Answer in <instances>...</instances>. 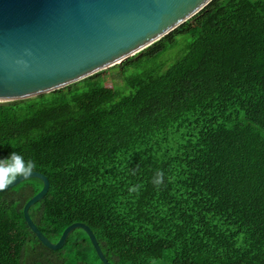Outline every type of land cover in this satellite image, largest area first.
<instances>
[{"label": "trees", "instance_id": "16d2710c", "mask_svg": "<svg viewBox=\"0 0 264 264\" xmlns=\"http://www.w3.org/2000/svg\"><path fill=\"white\" fill-rule=\"evenodd\" d=\"M10 152L48 178L29 212L50 242L80 221L112 264H264V0H211L122 64L0 103ZM42 185L0 192V264H104L80 227L40 243Z\"/></svg>", "mask_w": 264, "mask_h": 264}, {"label": "water", "instance_id": "95a60500", "mask_svg": "<svg viewBox=\"0 0 264 264\" xmlns=\"http://www.w3.org/2000/svg\"><path fill=\"white\" fill-rule=\"evenodd\" d=\"M210 1L0 0V103L48 93L122 64ZM29 177L43 183L23 209L40 243L60 249L68 234L80 227L88 233L101 261L112 264L86 223L69 224L55 243L38 229L29 209L48 190L45 174L32 170L17 176L0 192Z\"/></svg>", "mask_w": 264, "mask_h": 264}, {"label": "clouds", "instance_id": "9594fccd", "mask_svg": "<svg viewBox=\"0 0 264 264\" xmlns=\"http://www.w3.org/2000/svg\"><path fill=\"white\" fill-rule=\"evenodd\" d=\"M34 162L31 159L25 160L17 152H10L6 157H0V188L10 184L17 176H26L34 168ZM161 172L155 173L154 183L158 184L161 180Z\"/></svg>", "mask_w": 264, "mask_h": 264}, {"label": "rangeland", "instance_id": "374dc122", "mask_svg": "<svg viewBox=\"0 0 264 264\" xmlns=\"http://www.w3.org/2000/svg\"><path fill=\"white\" fill-rule=\"evenodd\" d=\"M179 39H182V36L179 37ZM182 55V45H175L174 47L170 48L167 52L164 53V55H162L161 59L167 64L170 65L171 63H173L175 61V59H177L178 57H180ZM121 71L119 68L113 69L109 72L107 78V86L108 88H116L119 87L121 85L119 80H113L112 76H117L118 74H120ZM112 75V76H111ZM111 76V77H110ZM123 93L125 94H129L131 92V90L128 87H123L122 89Z\"/></svg>", "mask_w": 264, "mask_h": 264}]
</instances>
